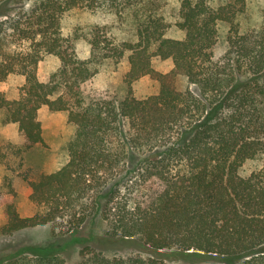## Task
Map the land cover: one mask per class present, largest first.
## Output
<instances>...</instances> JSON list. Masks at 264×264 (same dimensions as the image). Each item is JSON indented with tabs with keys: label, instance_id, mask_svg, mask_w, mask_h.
<instances>
[{
	"label": "trees",
	"instance_id": "16d2710c",
	"mask_svg": "<svg viewBox=\"0 0 264 264\" xmlns=\"http://www.w3.org/2000/svg\"><path fill=\"white\" fill-rule=\"evenodd\" d=\"M168 3L0 0V82L23 80L17 98L0 91L3 122L23 139L18 152L44 143L43 105L75 127L66 162L25 178L35 214L22 218L8 204L0 227V236H10L49 225L53 242L0 264H68L73 246L78 264H264V169L241 174L245 163L264 157V28L243 24L246 0H178L173 22L164 14ZM75 10L111 14L135 39L118 41L100 25L66 36L62 20ZM172 26L182 37L166 35ZM221 26L226 50L217 57ZM80 39L90 45L85 59L74 46ZM127 54L124 96L87 97L83 84ZM47 55L59 66L41 82L37 67ZM154 59L172 68L157 71ZM145 78L158 90L138 99L132 88ZM96 219L106 240L138 252L113 256L104 251L109 243L95 247Z\"/></svg>",
	"mask_w": 264,
	"mask_h": 264
},
{
	"label": "rangeland",
	"instance_id": "374dc122",
	"mask_svg": "<svg viewBox=\"0 0 264 264\" xmlns=\"http://www.w3.org/2000/svg\"><path fill=\"white\" fill-rule=\"evenodd\" d=\"M168 6L164 10L169 22H173L174 14L178 9V0H168ZM226 0H208L217 6ZM243 24L258 29L264 28V0H246V12L243 15ZM91 25L105 26L110 35L116 40L133 41L132 29L128 23H122L111 14H94L87 10H75L66 15L62 20L64 35H69L75 27L84 29ZM220 44L216 49V56L221 57L226 50L224 44V27H220ZM168 37L180 38L182 33L172 26L167 34ZM75 50L79 58L85 59L89 56L90 45L85 40L75 42ZM128 54L118 63H107L103 71L91 80L83 84L82 89L89 98L124 96L126 88L123 84L125 74L129 70L127 61ZM59 66V60L52 55L45 56L37 67V77L41 82H47L50 74ZM153 67L160 72H168L172 68L170 60H153ZM23 80L19 77H9L5 82H0V91L4 92L8 99L19 96ZM133 95L142 99L158 90V85L149 78L142 79L133 85ZM4 110L0 109V146L1 152L5 155L0 160V227L7 221L5 208L12 204L17 214L22 217L33 216L36 209L29 199L30 187L25 178L32 180L40 174H49L60 168L67 160V144L75 134V127L68 123L67 114L64 112H51L43 105L38 111V120L42 127L44 143L34 149L21 154L18 149L23 145L22 136L13 123H4ZM264 169V157L245 163L241 174L246 175L256 169ZM97 220V219H96ZM101 221H95L93 226V237L96 239L95 247L107 249V243L111 249L110 255H119L120 252L129 254L137 253L139 248L123 247L118 241H108L104 237ZM90 235V233H89ZM54 236L49 225H39L34 228H27L15 232L10 236H0V258L10 255L17 250L27 247L46 245L53 242ZM98 241V242H97ZM71 247V246H70ZM78 248L73 246L67 254L68 264L80 263ZM183 260H171L166 264H188ZM196 264H220V261L197 262ZM241 264V261L234 262Z\"/></svg>",
	"mask_w": 264,
	"mask_h": 264
}]
</instances>
